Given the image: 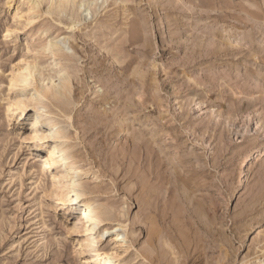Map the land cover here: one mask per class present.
<instances>
[{
	"label": "rangeland",
	"instance_id": "obj_1",
	"mask_svg": "<svg viewBox=\"0 0 264 264\" xmlns=\"http://www.w3.org/2000/svg\"><path fill=\"white\" fill-rule=\"evenodd\" d=\"M51 2L0 0V264H264V156L239 168L264 150V0ZM48 116L106 210L90 235L42 171Z\"/></svg>",
	"mask_w": 264,
	"mask_h": 264
},
{
	"label": "bare ground",
	"instance_id": "obj_2",
	"mask_svg": "<svg viewBox=\"0 0 264 264\" xmlns=\"http://www.w3.org/2000/svg\"><path fill=\"white\" fill-rule=\"evenodd\" d=\"M79 3L81 7H83L86 3L87 0H52L51 2V7L54 9H57L59 12H63L66 10L69 6L72 4L75 5ZM51 9V8H50ZM56 46L55 43L50 42L47 45V49L52 50V48ZM66 73V72H65ZM60 83L58 85H55L53 87H46L44 90H39L36 88V92L38 93L39 96H46L49 93L53 95L54 97L57 98H63L67 97L68 94L71 92V83L69 78L66 75L60 76ZM51 81V80H50ZM53 81V79H52ZM51 81V83H52ZM20 82H26V79H21V78H15L11 81V86H17L19 85ZM43 98V97H41ZM29 104H26L24 100H18L16 102H11L7 106V115L15 114L16 110H21L22 112H25L26 109L29 107ZM33 105V104H32ZM35 105V104H34ZM35 107V106H34ZM42 111L45 113L47 112L49 114V110H47V106L45 104H41ZM38 115L34 118V123L33 125H36L38 122ZM46 119V125L48 127V132L47 134L44 135L45 139H52L54 142L52 143L50 150H49V155L46 157L43 161V169L42 171L46 172L50 169H52L53 164H58V166H64L66 170V174L62 173L61 176L62 178H66L67 182H64L63 184V196H62V201L63 204H71L74 202L73 200L77 199H82L84 208L82 210V217L81 219L84 220L82 223L85 227V231L88 235L92 234L93 231L100 226L103 221H104V216L106 214V210H104L101 206L96 204L95 201L91 200L87 196V191L84 188L83 182L80 181L79 177V167L76 165L73 156L70 155L67 141H66V134L64 131L61 129L59 126V123L55 120L52 119L51 116H48ZM40 130H36L35 136L42 138L39 134ZM33 133V134H34ZM46 133V132H45ZM34 136V137H35ZM264 150L260 151V154H256V152H251L248 154L242 161V164L239 165V168L241 170V183H243V179L245 178V170L248 166V162L251 159H254L255 157L258 156H264ZM263 152V153H261ZM76 175H72L75 174ZM59 176V175H58ZM57 174H53V179H58ZM57 181V180H56ZM64 181V180H63ZM59 184V183H58ZM61 184V183H60ZM59 187V186H56ZM55 188V187H54ZM60 188V187H59ZM55 190V189H54ZM59 190V189H57ZM146 201L149 200L145 199ZM108 229H104L102 231V236L104 235V232H106ZM121 234L117 233V236L119 237ZM91 239V238H90ZM93 240V239H91ZM92 243V242H91ZM93 261H95L96 264H120V262L117 261V255L115 253H108V252H101V251H95V254H93Z\"/></svg>",
	"mask_w": 264,
	"mask_h": 264
}]
</instances>
